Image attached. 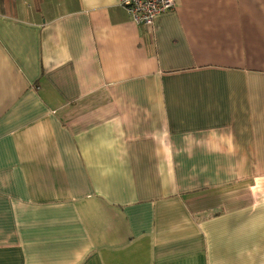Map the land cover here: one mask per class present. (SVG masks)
Here are the masks:
<instances>
[{
  "label": "crops",
  "instance_id": "0c3cea01",
  "mask_svg": "<svg viewBox=\"0 0 264 264\" xmlns=\"http://www.w3.org/2000/svg\"><path fill=\"white\" fill-rule=\"evenodd\" d=\"M0 0V264H264V0Z\"/></svg>",
  "mask_w": 264,
  "mask_h": 264
},
{
  "label": "built area",
  "instance_id": "2783aa9c",
  "mask_svg": "<svg viewBox=\"0 0 264 264\" xmlns=\"http://www.w3.org/2000/svg\"><path fill=\"white\" fill-rule=\"evenodd\" d=\"M122 6L130 15L132 21L147 27L152 26L155 17L164 12L171 10L174 0H121Z\"/></svg>",
  "mask_w": 264,
  "mask_h": 264
},
{
  "label": "rangeland",
  "instance_id": "374dc122",
  "mask_svg": "<svg viewBox=\"0 0 264 264\" xmlns=\"http://www.w3.org/2000/svg\"><path fill=\"white\" fill-rule=\"evenodd\" d=\"M158 15H159V14H158ZM158 15H157V16H158ZM136 24H138V23H136Z\"/></svg>",
  "mask_w": 264,
  "mask_h": 264
}]
</instances>
